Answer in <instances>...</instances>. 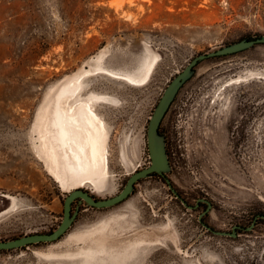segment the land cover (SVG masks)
Wrapping results in <instances>:
<instances>
[{
    "label": "rangeland",
    "instance_id": "1",
    "mask_svg": "<svg viewBox=\"0 0 264 264\" xmlns=\"http://www.w3.org/2000/svg\"><path fill=\"white\" fill-rule=\"evenodd\" d=\"M108 1L0 0V241L53 231L72 190L116 195L150 164L147 124L171 79L199 54L264 35V0ZM151 61L141 85L115 76L141 77ZM77 86L104 122L108 176L77 177L56 148L59 184L39 150L42 111ZM160 129L185 201H210L202 219L215 230H250L206 231V204L186 209L151 175L116 206L80 204L57 241L0 250V264H264V220L253 226L264 215V44L199 62Z\"/></svg>",
    "mask_w": 264,
    "mask_h": 264
},
{
    "label": "water",
    "instance_id": "2",
    "mask_svg": "<svg viewBox=\"0 0 264 264\" xmlns=\"http://www.w3.org/2000/svg\"><path fill=\"white\" fill-rule=\"evenodd\" d=\"M262 44H264V35L253 37L252 39H242L238 42L226 45L215 51L202 53L193 57L189 61V63L167 84L150 116L146 129V146L148 150V156L150 158V164L145 168L133 172L126 180L122 189L112 197L99 199L91 195L89 192L81 189H75L70 191L65 196L63 201L61 221L53 231L48 233H34L11 240L0 241V250L20 248L32 244H37L40 242L57 241L66 233V231L72 225L79 212L80 204L84 203L87 206L96 209L116 206L124 202L129 197V195L133 191L135 183H137L140 179L147 178L153 174L162 177L163 182L170 190L171 194L175 198L179 199L186 208L192 209L194 206L187 205L184 199H182V197L173 187L170 179L167 177V173L170 171V163L166 149V138L162 133L159 132L161 122L164 116L166 115L169 107L171 106L172 102L174 101L178 91L192 77L194 69L199 62L208 58L231 55L244 51L254 45ZM75 200L77 201V205L72 210V203ZM198 202H204L206 204V208L198 215V222L203 228H205L207 231H210L214 235H228L231 237L235 236L234 229L236 226L232 227L233 232H225L215 230L208 224L203 222L202 218L211 209L212 204L205 198L197 199V203ZM257 217L264 219V215H259L255 218ZM251 227L252 225L244 228V230L248 231L251 229Z\"/></svg>",
    "mask_w": 264,
    "mask_h": 264
},
{
    "label": "bare ground",
    "instance_id": "3",
    "mask_svg": "<svg viewBox=\"0 0 264 264\" xmlns=\"http://www.w3.org/2000/svg\"><path fill=\"white\" fill-rule=\"evenodd\" d=\"M121 2L109 0L107 4L120 6ZM152 63H149L141 77L114 75L138 86L149 78ZM78 89L79 86L64 90L61 101L52 109L47 107L42 111L39 150L42 152L45 169L59 184L63 180L59 174L60 159L56 148L62 152L63 159L69 161L67 163H70V167L71 162L74 163L71 171L77 177H96L103 182L108 176L104 122L96 113L91 99H76Z\"/></svg>",
    "mask_w": 264,
    "mask_h": 264
},
{
    "label": "flooded vegetation",
    "instance_id": "4",
    "mask_svg": "<svg viewBox=\"0 0 264 264\" xmlns=\"http://www.w3.org/2000/svg\"><path fill=\"white\" fill-rule=\"evenodd\" d=\"M154 175H156V174H154ZM157 176H159V175H157ZM160 177V176H159ZM161 179H162V177H160ZM163 180V179H162ZM136 184V183H135ZM135 184H134V186H135ZM173 185V184H172ZM174 187V186H173ZM134 189V188H133ZM170 191V190H169ZM177 191V190H176ZM178 192V191H177ZM171 193V192H170ZM180 195V194H179ZM181 196V195H180ZM182 197V196H181ZM177 199V198H176ZM182 199H184L183 197H182ZM178 201H180L179 199H178ZM184 201H185V199H184ZM186 202V201H185ZM180 203H181V201H180ZM187 203V202H186ZM200 203H204V202H198L197 203V200L195 201V204H193V205H191V204H189V203H187V205H190V206H194L192 209H190V210H195V209H197L199 206H200ZM182 204V203H181ZM183 205V204H182ZM184 206V205H183ZM185 207V206H184ZM186 208V207H185ZM186 209H188V208H186ZM257 219H258V217L257 218H254L253 220H254V222H253V226H255L256 224H257ZM260 219H262V220H264L263 218H260ZM203 222H205L204 220H203ZM244 228H246V227H244L243 225H236V227H235V229H234V231H235V235H237L236 234V232H238V231H245L244 230ZM206 230V229H205ZM207 231V230H206ZM208 232H210V231H208ZM229 232H233V230L231 229V231H229ZM211 233V232H210ZM225 237H231V236H228V235H226Z\"/></svg>",
    "mask_w": 264,
    "mask_h": 264
},
{
    "label": "trees",
    "instance_id": "5",
    "mask_svg": "<svg viewBox=\"0 0 264 264\" xmlns=\"http://www.w3.org/2000/svg\"><path fill=\"white\" fill-rule=\"evenodd\" d=\"M259 36H260V35H259ZM247 39H252V38H247ZM159 132L162 133L160 127H159ZM166 149H167V147H166ZM153 175H154V174H153Z\"/></svg>",
    "mask_w": 264,
    "mask_h": 264
}]
</instances>
